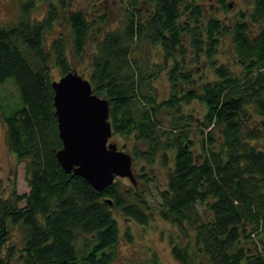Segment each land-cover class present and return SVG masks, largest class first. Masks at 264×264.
<instances>
[{
  "label": "trees",
  "instance_id": "1",
  "mask_svg": "<svg viewBox=\"0 0 264 264\" xmlns=\"http://www.w3.org/2000/svg\"><path fill=\"white\" fill-rule=\"evenodd\" d=\"M207 1L68 9L69 0H13L15 12L0 16V86L11 79L18 90L0 101V120L29 188L6 189L0 176V264H118L120 239L132 234L115 212L146 225L154 209L176 229L169 245L180 264H200V254L209 264H264V0H243L226 18L208 16ZM55 71H76L108 100L112 135L139 161L141 191L118 178L99 191L61 167ZM162 73L164 95L151 81ZM193 102L201 116L187 111ZM155 164L166 172L162 188ZM135 264L162 263L150 253Z\"/></svg>",
  "mask_w": 264,
  "mask_h": 264
},
{
  "label": "rangeland",
  "instance_id": "2",
  "mask_svg": "<svg viewBox=\"0 0 264 264\" xmlns=\"http://www.w3.org/2000/svg\"><path fill=\"white\" fill-rule=\"evenodd\" d=\"M228 9H221L220 5L216 2V0H209L206 2L204 6H206L205 13L208 16H218V17H232L239 9L244 7L242 5L243 0H227ZM97 3V2H96ZM94 4V0H69L68 9L75 8H85L89 9ZM117 5V4H116ZM110 8L108 3H105L103 7L105 9L104 12L110 13V15H117L119 13L117 7ZM45 4L38 5V7L33 11L35 16H40L45 11ZM15 12V5L13 0H0V16L3 18H7L11 16V13ZM102 12L98 11L97 13ZM53 37L49 36V39ZM222 58L227 57L229 59L230 56L222 53ZM223 61V59H221ZM84 60L81 65L78 67H82L84 64ZM74 64L78 65L75 61ZM209 68L208 65H206ZM203 70L205 68H202ZM233 69H239L237 66ZM210 72V69H208ZM56 72V71H55ZM211 73V72H210ZM55 79H59V75L56 72L54 74ZM212 77V74L209 75ZM154 86L163 93H166L168 88V83L165 80V74L162 73L160 77H154L151 80ZM18 98V90L11 79L7 80L4 85L0 86V101H14ZM204 107L200 104L193 102L187 111L193 115L201 116L203 113ZM169 116H165V120L168 119ZM170 118V117H169ZM188 129H192V126H188ZM5 130L6 127L3 122L0 120V166L1 173L0 176L4 179V185L6 189H10L13 185L15 186L17 193H27L29 188L27 185V181L25 179L24 172V163L18 162L15 156L9 151L5 142ZM193 131V130H191ZM192 140L198 142L199 135L196 132L191 133ZM111 142L115 143L117 149L128 152L131 155V152L128 148H126L125 142L122 138L111 136ZM196 150V146L193 148ZM132 158V156H131ZM136 163V165H135ZM140 164L138 160H133L132 158V174L133 181H131L127 177L118 178L123 179V183L127 187H133L135 191L139 192L142 189L143 180L140 178L141 171ZM153 177L156 179L155 185L161 187L165 184V169L160 164H155L153 167ZM147 189L150 190L152 195L147 192L148 198L151 200V203H156L158 197L156 195L155 190L152 188V185H147ZM24 202L21 203V205ZM156 209L153 210V213L150 216V220L146 225L136 224L133 220L124 219L118 212H115V216L118 221V225L120 227L121 232L125 229H128L131 234V240L126 241L124 237H121L119 247H118V264H135L138 260H145L149 256L150 253H155L158 257V261L162 264H180L171 254L170 245H169V236L176 233V229L174 226H170L168 223L162 221L157 215ZM189 234H192V231L189 230ZM19 234L17 231H13V241H17L20 246ZM198 260L200 264H209L208 259L200 254L198 256ZM16 264H20L16 262Z\"/></svg>",
  "mask_w": 264,
  "mask_h": 264
},
{
  "label": "water",
  "instance_id": "3",
  "mask_svg": "<svg viewBox=\"0 0 264 264\" xmlns=\"http://www.w3.org/2000/svg\"><path fill=\"white\" fill-rule=\"evenodd\" d=\"M51 87L62 143L55 154L61 167L99 191L116 178L133 181L131 155L109 141L108 100L94 94L90 82L76 71L53 81Z\"/></svg>",
  "mask_w": 264,
  "mask_h": 264
},
{
  "label": "flooded vegetation",
  "instance_id": "4",
  "mask_svg": "<svg viewBox=\"0 0 264 264\" xmlns=\"http://www.w3.org/2000/svg\"><path fill=\"white\" fill-rule=\"evenodd\" d=\"M109 141H111V140H109Z\"/></svg>",
  "mask_w": 264,
  "mask_h": 264
}]
</instances>
